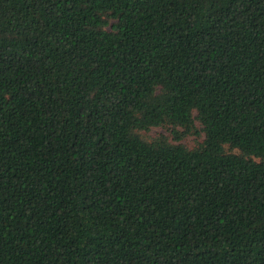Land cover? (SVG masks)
I'll return each instance as SVG.
<instances>
[{
	"label": "trees",
	"instance_id": "obj_1",
	"mask_svg": "<svg viewBox=\"0 0 264 264\" xmlns=\"http://www.w3.org/2000/svg\"><path fill=\"white\" fill-rule=\"evenodd\" d=\"M0 264H264V0H0Z\"/></svg>",
	"mask_w": 264,
	"mask_h": 264
},
{
	"label": "rangeland",
	"instance_id": "obj_2",
	"mask_svg": "<svg viewBox=\"0 0 264 264\" xmlns=\"http://www.w3.org/2000/svg\"><path fill=\"white\" fill-rule=\"evenodd\" d=\"M153 131L154 132H158V131H162V130L161 129H154ZM194 141H195V137L194 136H190V137H188L187 139L184 140V142L189 143L191 145H193Z\"/></svg>",
	"mask_w": 264,
	"mask_h": 264
}]
</instances>
